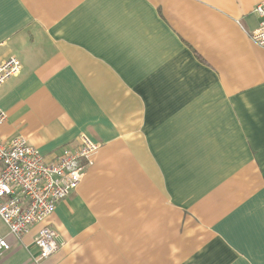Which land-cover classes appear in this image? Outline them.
Wrapping results in <instances>:
<instances>
[{
	"label": "crops",
	"instance_id": "1",
	"mask_svg": "<svg viewBox=\"0 0 264 264\" xmlns=\"http://www.w3.org/2000/svg\"><path fill=\"white\" fill-rule=\"evenodd\" d=\"M263 1L0 0L1 140L101 145L23 238L0 218V264H264Z\"/></svg>",
	"mask_w": 264,
	"mask_h": 264
},
{
	"label": "built area",
	"instance_id": "2",
	"mask_svg": "<svg viewBox=\"0 0 264 264\" xmlns=\"http://www.w3.org/2000/svg\"><path fill=\"white\" fill-rule=\"evenodd\" d=\"M260 17L258 27L251 32L252 39L264 46V1L254 8ZM21 60L11 55L0 63V86L22 70ZM7 115L0 108V126ZM101 145L87 135L80 136L79 145L65 148L54 160H47L41 152L22 136L5 143L0 138V218L10 235L17 239L36 224L44 222L80 184L87 168ZM35 243L39 263L54 254L63 240L55 228L45 225L37 233ZM8 237L0 236V254L10 251Z\"/></svg>",
	"mask_w": 264,
	"mask_h": 264
}]
</instances>
